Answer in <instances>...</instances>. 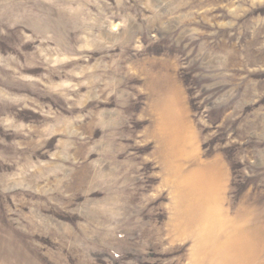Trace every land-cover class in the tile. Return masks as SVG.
I'll return each instance as SVG.
<instances>
[{
    "label": "rangeland",
    "instance_id": "374dc122",
    "mask_svg": "<svg viewBox=\"0 0 264 264\" xmlns=\"http://www.w3.org/2000/svg\"><path fill=\"white\" fill-rule=\"evenodd\" d=\"M0 264H264V0H0Z\"/></svg>",
    "mask_w": 264,
    "mask_h": 264
}]
</instances>
